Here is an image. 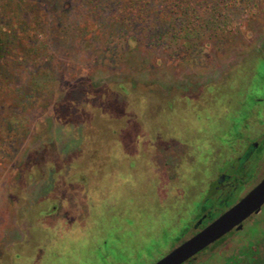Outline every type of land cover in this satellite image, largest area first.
Segmentation results:
<instances>
[{
  "label": "rangeland",
  "instance_id": "374dc122",
  "mask_svg": "<svg viewBox=\"0 0 264 264\" xmlns=\"http://www.w3.org/2000/svg\"><path fill=\"white\" fill-rule=\"evenodd\" d=\"M192 3L196 30L157 41L90 27L85 0H0L32 26L0 143V264H145L180 237L177 213L195 216L202 178L228 168L207 143L264 98V0Z\"/></svg>",
  "mask_w": 264,
  "mask_h": 264
},
{
  "label": "flooded vegetation",
  "instance_id": "af4514ba",
  "mask_svg": "<svg viewBox=\"0 0 264 264\" xmlns=\"http://www.w3.org/2000/svg\"><path fill=\"white\" fill-rule=\"evenodd\" d=\"M210 87L217 90L214 86H208L205 92L203 91L204 95ZM203 97L201 100L204 99ZM224 114H227V109L224 110ZM246 114L249 117L246 116L243 121L230 118L228 125L233 126H230L232 132L225 136L222 140L224 142L219 139V141L213 140L217 144L211 141L207 143L212 149L210 160L214 162L220 160L223 165H228V168L219 169L212 174V177L202 178L203 183L199 192L202 193V197L197 203L196 215L187 217L183 213L185 209L182 208L177 213L176 223L184 224L183 220L187 219V224L183 226L180 237L172 247L167 250L162 249V255L159 258L150 254L143 257V263H157L173 249L229 211L263 181L264 98L255 97L253 106L248 107ZM191 158L193 163L194 157L191 156ZM249 173L251 176L246 180L245 175ZM250 226L257 230V236L248 245L240 236ZM186 264H264V205L259 213L253 214L243 222L242 229H233Z\"/></svg>",
  "mask_w": 264,
  "mask_h": 264
},
{
  "label": "trees",
  "instance_id": "16d2710c",
  "mask_svg": "<svg viewBox=\"0 0 264 264\" xmlns=\"http://www.w3.org/2000/svg\"><path fill=\"white\" fill-rule=\"evenodd\" d=\"M252 1L254 0H85L90 6L93 21L90 27L116 24L121 33L145 31L157 35V38H153L157 41L165 35L182 36L196 30L199 14L196 6L192 10V2L198 7L206 5L208 15L214 16L213 10L216 11L220 3H225L228 7L238 2V7H241ZM2 11L6 12L5 6ZM1 15L0 143L7 135H4L6 131L11 128L8 123L9 117L13 112L24 108V86L20 88L13 86L14 78L16 79L15 76L19 73L12 66L13 61L16 64L19 58L24 59V39L26 41L29 39L32 27L31 25L24 27V22L9 24ZM30 43L28 40V47L31 46Z\"/></svg>",
  "mask_w": 264,
  "mask_h": 264
},
{
  "label": "water",
  "instance_id": "95a60500",
  "mask_svg": "<svg viewBox=\"0 0 264 264\" xmlns=\"http://www.w3.org/2000/svg\"><path fill=\"white\" fill-rule=\"evenodd\" d=\"M264 205V179L246 197L205 229L173 249L155 264H186L199 253L219 241L242 224Z\"/></svg>",
  "mask_w": 264,
  "mask_h": 264
}]
</instances>
